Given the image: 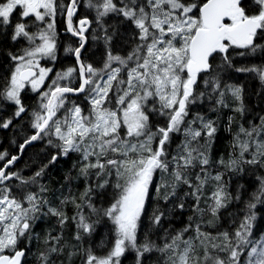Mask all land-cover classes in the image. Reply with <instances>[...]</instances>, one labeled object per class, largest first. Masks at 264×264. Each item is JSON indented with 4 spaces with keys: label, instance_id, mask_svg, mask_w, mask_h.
I'll return each mask as SVG.
<instances>
[{
    "label": "snow or ice",
    "instance_id": "obj_1",
    "mask_svg": "<svg viewBox=\"0 0 264 264\" xmlns=\"http://www.w3.org/2000/svg\"><path fill=\"white\" fill-rule=\"evenodd\" d=\"M0 132V264H264V0H0Z\"/></svg>",
    "mask_w": 264,
    "mask_h": 264
},
{
    "label": "trees",
    "instance_id": "obj_2",
    "mask_svg": "<svg viewBox=\"0 0 264 264\" xmlns=\"http://www.w3.org/2000/svg\"><path fill=\"white\" fill-rule=\"evenodd\" d=\"M241 79H245V78L241 77ZM246 82H247L250 93H254L255 91L260 90L261 88L260 82L256 79L246 78ZM249 102L252 104L258 103L257 97L255 95H251ZM4 136H5V133L0 132V138H3ZM4 143L7 144V140H5Z\"/></svg>",
    "mask_w": 264,
    "mask_h": 264
}]
</instances>
